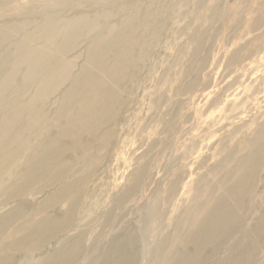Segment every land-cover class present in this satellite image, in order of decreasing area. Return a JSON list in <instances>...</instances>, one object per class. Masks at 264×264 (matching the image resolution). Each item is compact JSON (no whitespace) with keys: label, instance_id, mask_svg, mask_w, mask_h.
Here are the masks:
<instances>
[{"label":"rangeland","instance_id":"obj_1","mask_svg":"<svg viewBox=\"0 0 264 264\" xmlns=\"http://www.w3.org/2000/svg\"><path fill=\"white\" fill-rule=\"evenodd\" d=\"M263 123L264 0H0V264H264Z\"/></svg>","mask_w":264,"mask_h":264},{"label":"bare ground","instance_id":"obj_2","mask_svg":"<svg viewBox=\"0 0 264 264\" xmlns=\"http://www.w3.org/2000/svg\"><path fill=\"white\" fill-rule=\"evenodd\" d=\"M260 17H262V16H260ZM259 20H260V18H258L256 21H259ZM255 133H256L255 134L256 135V139L254 141L253 140L252 141H249L247 139H243V141L240 142V143H243V144H247L246 145L247 147H251L250 150L247 151V154L245 153V155L239 156L237 158V160H236L237 161V164L236 165H230L229 166L230 167L229 168V172L232 173L234 176L236 175V177L239 178L238 179L239 184L246 183L243 186H241L239 184L236 185L238 187L237 189L240 192H243V193L246 192L247 189L249 190V186H250L249 183H251L250 182V179H249V177L247 175L248 170L250 168H252V167H256V164L259 163L260 160H261L260 157H258V149L256 148V146H257L256 143H257V139L264 135V123L261 124V125H259V127H257V132L255 131ZM258 145H259L260 150L262 151L263 150V146H264V142L258 143ZM234 186L232 185L231 187H229V190L230 191H233V187ZM198 192H199V189H197V192H196V197L197 198H198V196H197L198 195ZM196 197L194 198V200L197 199ZM194 207L196 209V212H198L196 218L194 219V222L196 224H198L199 226H205L206 224L208 225V223L211 222V221H209L210 219L208 220V218L211 217L212 211H209L208 210L205 213V211L202 210L204 208V205L203 206H199V203L195 204ZM221 220H223V219H221V217H220L218 219V221H215L214 223L216 224L218 222L219 223V226L218 227H220L221 226V223H222ZM237 220H238V217L237 216H233V215H231L230 218L228 219V221H233V223L236 222ZM251 224H252V222H251ZM262 228H264V216L261 218V221H260V223L258 225V230H260ZM191 262H192L191 259H189V257H186V258H182L180 260L179 264H191ZM232 262H235V261H232ZM192 264H194V263H192Z\"/></svg>","mask_w":264,"mask_h":264}]
</instances>
